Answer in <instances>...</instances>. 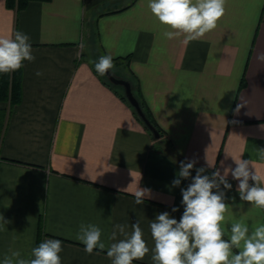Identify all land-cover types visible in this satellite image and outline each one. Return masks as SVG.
Segmentation results:
<instances>
[{
  "label": "crops",
  "instance_id": "crops-1",
  "mask_svg": "<svg viewBox=\"0 0 264 264\" xmlns=\"http://www.w3.org/2000/svg\"><path fill=\"white\" fill-rule=\"evenodd\" d=\"M147 3L30 0L16 11L0 0V36L26 33L35 56L22 67L20 103L10 112L0 100V264L13 251L33 259L40 238L62 241L61 264H112L114 226L131 233L137 221L150 251L133 264H154L150 223L165 211L180 219L181 189L197 169L223 174L232 156L264 178V0H228L217 27L189 42L163 38ZM96 47L135 81L160 138L96 72ZM192 160L190 177L173 186ZM227 180L231 220L264 224V209L241 201L238 181ZM139 188L150 191L137 205ZM81 223L101 229L104 250L85 252Z\"/></svg>",
  "mask_w": 264,
  "mask_h": 264
},
{
  "label": "clouds",
  "instance_id": "clouds-1",
  "mask_svg": "<svg viewBox=\"0 0 264 264\" xmlns=\"http://www.w3.org/2000/svg\"><path fill=\"white\" fill-rule=\"evenodd\" d=\"M228 0H148L147 7L155 20L167 30L162 37L168 40L181 35L189 42L202 38L217 27L225 15ZM30 37L22 31L8 36H0V74H9L24 67V61L33 62ZM161 53L164 49H160ZM114 67L110 55L101 56L95 62V70L100 76L108 74ZM37 76L43 75L37 72ZM264 159V149L260 151ZM235 167L224 168L223 174L215 171L211 176L203 174L204 168L196 170L192 182L182 191L184 211L179 220L169 212L159 213L150 223V233L154 241L151 259L154 264H264V224L251 226L231 220V206L225 202V191L232 185L227 177L238 181L237 191L241 201L253 207L264 209V178L255 170L250 160L232 157ZM195 160L181 162L178 178L173 186H179L182 179H188ZM252 181V183H249ZM215 190V191H214ZM150 190L139 188L135 191V203H144ZM178 209L173 208L175 212ZM126 225L116 224L108 237L115 241L107 248V257L112 264H133L143 260L150 249L143 238L139 221L131 225V233ZM229 238L225 239V233ZM123 239L117 240V235ZM102 231L94 224L81 223L76 239L84 244L85 252L104 250ZM62 241L46 239L32 249L33 259L21 258L19 251L5 255L2 264H61Z\"/></svg>",
  "mask_w": 264,
  "mask_h": 264
},
{
  "label": "trees",
  "instance_id": "trees-1",
  "mask_svg": "<svg viewBox=\"0 0 264 264\" xmlns=\"http://www.w3.org/2000/svg\"><path fill=\"white\" fill-rule=\"evenodd\" d=\"M30 0H6L7 7L10 9H15L16 11H20L23 9L27 3ZM117 61V60H115ZM98 62V61H97ZM109 72L114 75L115 77L122 78L127 80L131 86L133 93L138 100L142 110L144 111L146 117L149 119V121L154 125V127L158 130L160 135H162V131L157 125V123L154 121L151 113L149 110L146 108L142 98L140 97V94L136 92V84L135 81L131 78L123 77L120 76L119 74L115 73L112 69L109 70ZM105 79H107V82L111 85L116 87L113 83L110 82L108 77L105 75L103 76ZM21 78H22V68L19 69L18 71L9 73V74H0V100L5 101L9 104V111L11 112L16 105H18L21 101V93H22V87H21ZM244 85V82H242V86ZM117 88V87H116ZM122 98L128 102L124 90L121 92ZM129 103V102H128ZM130 105V103H129ZM131 106V105H130ZM132 107V106H131ZM133 108V107H132ZM134 112L135 109L133 108ZM136 113V112H135ZM137 115V114H136ZM138 116V115H137ZM140 119V117L138 116ZM141 120V119H140ZM142 121V120H141ZM144 124V123H143ZM145 126V124H144ZM3 128H4V122H3V115L0 112V139H1V133H3ZM145 128L150 132V130L145 126ZM152 135V133L150 132ZM153 136V135H152ZM43 226L42 222L40 221V226H39V235L42 234ZM41 243V238L38 242V245Z\"/></svg>",
  "mask_w": 264,
  "mask_h": 264
},
{
  "label": "water",
  "instance_id": "water-1",
  "mask_svg": "<svg viewBox=\"0 0 264 264\" xmlns=\"http://www.w3.org/2000/svg\"><path fill=\"white\" fill-rule=\"evenodd\" d=\"M108 79L110 80L111 83H113L115 86L119 85L123 87L125 96L130 103V105L135 109L136 114L140 117L142 122L145 124V126L150 130L152 133L153 137L155 139L160 138V133L158 130L154 127V125L149 121V119L146 117L144 111L142 110L138 100L136 99L131 84L122 78L115 77L112 75L110 72L106 75Z\"/></svg>",
  "mask_w": 264,
  "mask_h": 264
},
{
  "label": "rangeland",
  "instance_id": "rangeland-1",
  "mask_svg": "<svg viewBox=\"0 0 264 264\" xmlns=\"http://www.w3.org/2000/svg\"><path fill=\"white\" fill-rule=\"evenodd\" d=\"M94 49H95V48H94ZM99 54H100V52H99V50H98V47H96V49H95V53H94L95 58H93V63H94V65H95V62H97V61L99 60V58L101 57ZM112 70L114 71V70H116V68L113 67ZM106 80H107V79H106ZM116 87H117L121 92L123 91V87H122V86L116 85Z\"/></svg>",
  "mask_w": 264,
  "mask_h": 264
}]
</instances>
